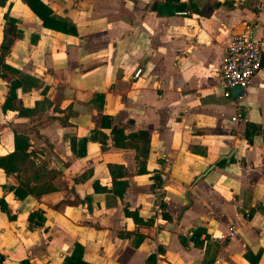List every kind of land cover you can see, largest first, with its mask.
Listing matches in <instances>:
<instances>
[{
	"label": "crops",
	"instance_id": "1",
	"mask_svg": "<svg viewBox=\"0 0 264 264\" xmlns=\"http://www.w3.org/2000/svg\"><path fill=\"white\" fill-rule=\"evenodd\" d=\"M162 1L42 0L73 33L43 27L24 0L0 6V157L23 134L33 163L0 168L16 216L0 209L1 264H64L75 247L87 264H264V64L239 104L218 80L234 35L249 29L264 48V8L180 0L182 11L159 16L150 6ZM103 116L124 134L148 132L145 174ZM110 164L121 166L114 183Z\"/></svg>",
	"mask_w": 264,
	"mask_h": 264
},
{
	"label": "trees",
	"instance_id": "2",
	"mask_svg": "<svg viewBox=\"0 0 264 264\" xmlns=\"http://www.w3.org/2000/svg\"><path fill=\"white\" fill-rule=\"evenodd\" d=\"M6 0H0V6H3L5 4ZM28 8L41 20L42 26L53 29L56 31H60L63 33H73L74 28L67 24L65 21L55 17L52 15L51 10L49 7L42 2V0H24ZM150 9L152 11H155L157 15L163 16V15H174L178 11H182L184 9V5L180 3V0H164L162 2H153L150 6ZM1 49L4 52L8 51V48L6 46H1ZM19 82L17 81H12L10 84L8 96L5 101L4 107L8 108L10 107V102L14 98V91L17 87H19ZM30 110L23 109L19 112V114L22 113H29ZM112 118L109 116H103L101 118V128H109L110 129V134L112 136L113 140V145L116 148H130L134 150L135 152H139V154L142 156V167L137 170V173L139 174H145L146 169H145V159L147 157L148 153V145H149V134L146 131H138L135 133L131 134H124L123 133V128L115 125H111ZM249 130L252 132H255L256 128L254 125L247 124L246 125V136L250 137ZM29 143H28V138L23 135V134H14V152L7 155V156H2L0 157V168H2L5 173H16L20 172L23 169H27L29 167H33V163L28 160V149ZM223 162H220L219 165H222ZM111 177L114 180L116 179V170L121 168V166L115 165V164H110L108 166ZM42 175H46V172L43 171L42 167H38L37 169L34 170L33 172V178L36 180L40 179ZM153 187L159 186L160 185V180L158 176L153 175ZM122 187L118 191H115L119 197L123 196L124 193V188L126 183L121 184ZM52 189V188H51ZM50 189V190H51ZM96 190V187H95ZM32 192V190H30ZM44 191H41L39 193H43ZM14 194H18L16 189H14ZM38 195V193H37ZM163 204H161V208H163ZM0 209L2 212H4L9 220H14L16 218L15 214H13L9 209L6 203L3 201V199H0ZM124 214L127 217H131L135 221H139L137 218V214L135 212H130L129 210L125 209ZM163 217L169 218L167 214H163ZM34 218L37 219V222H35L33 225L34 226H41L43 223V220L41 216L37 213H32L28 217L29 225L31 224L32 226V221ZM199 233H194V242L197 243L196 237L198 236ZM75 247L72 255L68 258L65 259L64 264H87L81 259L75 256L76 252ZM22 264H28V262L24 261Z\"/></svg>",
	"mask_w": 264,
	"mask_h": 264
},
{
	"label": "built area",
	"instance_id": "3",
	"mask_svg": "<svg viewBox=\"0 0 264 264\" xmlns=\"http://www.w3.org/2000/svg\"><path fill=\"white\" fill-rule=\"evenodd\" d=\"M258 8H264V0H257ZM264 64V48L257 41L251 30L245 29L243 32L234 35L226 46L221 64L219 67V86L223 94L229 97L232 88L238 86L242 90L236 95V102L239 104L245 94V89L250 85L253 77ZM140 70H137L133 77L137 78ZM240 118L237 113L232 117V121ZM161 201V198H159ZM235 232V227L231 225L224 237L229 238Z\"/></svg>",
	"mask_w": 264,
	"mask_h": 264
},
{
	"label": "water",
	"instance_id": "4",
	"mask_svg": "<svg viewBox=\"0 0 264 264\" xmlns=\"http://www.w3.org/2000/svg\"><path fill=\"white\" fill-rule=\"evenodd\" d=\"M246 1H248V0H246ZM241 90L242 89L240 87H238V86L232 88L231 89V95H232V97L234 98ZM1 259H2V257L0 256V264H1Z\"/></svg>",
	"mask_w": 264,
	"mask_h": 264
},
{
	"label": "rangeland",
	"instance_id": "5",
	"mask_svg": "<svg viewBox=\"0 0 264 264\" xmlns=\"http://www.w3.org/2000/svg\"><path fill=\"white\" fill-rule=\"evenodd\" d=\"M29 168H30V172H31V167H29ZM29 168H28V169H29Z\"/></svg>",
	"mask_w": 264,
	"mask_h": 264
}]
</instances>
